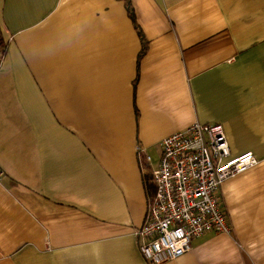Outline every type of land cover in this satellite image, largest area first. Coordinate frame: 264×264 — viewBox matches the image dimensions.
Returning a JSON list of instances; mask_svg holds the SVG:
<instances>
[{
  "label": "crops",
  "instance_id": "1",
  "mask_svg": "<svg viewBox=\"0 0 264 264\" xmlns=\"http://www.w3.org/2000/svg\"><path fill=\"white\" fill-rule=\"evenodd\" d=\"M0 33V264H147L135 149L193 123L257 163L163 264H264V0H0Z\"/></svg>",
  "mask_w": 264,
  "mask_h": 264
},
{
  "label": "built area",
  "instance_id": "2",
  "mask_svg": "<svg viewBox=\"0 0 264 264\" xmlns=\"http://www.w3.org/2000/svg\"><path fill=\"white\" fill-rule=\"evenodd\" d=\"M223 133L220 124L193 123L165 136L158 142L160 157L153 168L145 150L136 146L154 186L135 230L138 252L147 264L177 259L204 233H229L221 184L257 160L249 152L230 158ZM3 175L0 169V178Z\"/></svg>",
  "mask_w": 264,
  "mask_h": 264
},
{
  "label": "trees",
  "instance_id": "3",
  "mask_svg": "<svg viewBox=\"0 0 264 264\" xmlns=\"http://www.w3.org/2000/svg\"><path fill=\"white\" fill-rule=\"evenodd\" d=\"M126 11L128 12V15L130 16L131 20L134 21V17H133V11H131V7L129 6V3L126 2ZM134 24V23H133ZM134 26L138 29L137 25L134 24ZM139 32V30H138ZM2 36H1V33H0V57H2L3 53L5 52V43L2 42ZM144 43V42H143ZM153 183L149 178L146 177L145 179V189H146V194H147V197H151L153 195V191H154V188H153Z\"/></svg>",
  "mask_w": 264,
  "mask_h": 264
}]
</instances>
